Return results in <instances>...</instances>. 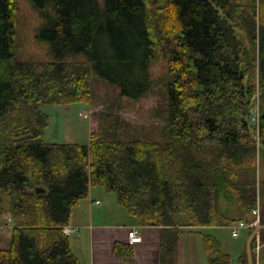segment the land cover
I'll return each mask as SVG.
<instances>
[{
    "label": "trees",
    "instance_id": "16d2710c",
    "mask_svg": "<svg viewBox=\"0 0 264 264\" xmlns=\"http://www.w3.org/2000/svg\"><path fill=\"white\" fill-rule=\"evenodd\" d=\"M30 1L32 38L18 0H0V230L11 226L0 264H82L80 229H64L96 186L139 226L163 229L160 264H178L185 229L244 222L250 236L258 205L264 224V0ZM155 84L162 102L149 117L163 126L124 121L121 99L139 102ZM103 90L88 143L47 139L45 108L96 104ZM203 239L208 264H232L217 238ZM113 252L133 264L134 245Z\"/></svg>",
    "mask_w": 264,
    "mask_h": 264
},
{
    "label": "rangeland",
    "instance_id": "374dc122",
    "mask_svg": "<svg viewBox=\"0 0 264 264\" xmlns=\"http://www.w3.org/2000/svg\"><path fill=\"white\" fill-rule=\"evenodd\" d=\"M37 19L38 16L36 11L33 10L31 1L18 0V25L24 37L27 36L26 32L28 30H31V38L34 36ZM31 46L32 51L45 57V51L42 48H38L35 43H32ZM152 70V79L154 78L158 84L159 80L166 75V65L164 63L157 64ZM157 84H155L153 94L151 93L145 96L139 102H134L126 98L121 99L120 104L123 107L119 115L124 121L129 122L132 126L144 127L149 130H153L158 126H163V123L160 122V118L151 119L149 117L150 110L153 109L158 102H162V96L160 92H158ZM106 94L107 90H103L104 99L92 105L76 104L68 107L52 106L45 108V112L51 118V125L47 130V139L53 143H88L90 135L98 129L100 114L105 111V101L108 98L107 96L105 97ZM108 94L112 100L119 97L117 92L113 90L108 92ZM259 174L260 180H263V153L260 154L259 158ZM94 188L97 190L98 188L99 190L102 189L104 193L102 194L104 206L109 211V213L104 216L102 214L100 215L102 222L121 224L130 218L125 209L118 204L117 195L115 193H109L105 188L100 186L91 187V189ZM87 202L88 201H83L79 208H76L73 213L75 212L76 214L82 215L83 211H85L87 212V219H91L92 217L87 208ZM99 203L100 202H98V204ZM74 217L75 215H73V218ZM10 227L11 226H8V229L0 230L1 249H8L10 246ZM240 233L238 238H234L231 227L185 229L179 240L178 264H208L203 235H211L217 238L222 244L224 251L230 255L232 264H239L240 257L245 253L249 231L242 229ZM75 238L76 236L74 235L72 237L73 242ZM138 238L140 237L138 236ZM74 252H77V250L75 249ZM260 255H257V264H264V251L262 255Z\"/></svg>",
    "mask_w": 264,
    "mask_h": 264
},
{
    "label": "crops",
    "instance_id": "0c3cea01",
    "mask_svg": "<svg viewBox=\"0 0 264 264\" xmlns=\"http://www.w3.org/2000/svg\"><path fill=\"white\" fill-rule=\"evenodd\" d=\"M102 194V189H91L90 197L86 200L91 219H87L85 211L82 215L73 213L75 217H72V226L78 227L80 233L75 235L74 242L72 240V248L77 250L74 253L82 264H124L129 258L114 254L116 243L134 245L135 256L131 259L133 264H160L163 229L139 226L131 218L121 224L102 222L100 215L109 213L104 206ZM135 230L139 231L140 238L133 241L131 235Z\"/></svg>",
    "mask_w": 264,
    "mask_h": 264
},
{
    "label": "built area",
    "instance_id": "2783aa9c",
    "mask_svg": "<svg viewBox=\"0 0 264 264\" xmlns=\"http://www.w3.org/2000/svg\"><path fill=\"white\" fill-rule=\"evenodd\" d=\"M253 214L255 216L254 225H256L257 227H259L261 225L260 205H258L256 207V209L253 210ZM10 222H11V220H10ZM248 227H249V225L245 224L244 222H241V223H239V224H237L235 226H232V234H233V237L237 238L239 236V234H240V231L242 229H247ZM78 230H79L78 228H70V227H66L64 229V231H65V233L67 235H70L72 233H76V232H78ZM138 236H139V231L138 230H135V231H133V233L131 235V238H132L133 241L139 240ZM256 239H257V243L255 245L254 251L259 256L260 255V252H261V248L263 246V244L261 243V240H260V234L257 235V238Z\"/></svg>",
    "mask_w": 264,
    "mask_h": 264
},
{
    "label": "water",
    "instance_id": "95a60500",
    "mask_svg": "<svg viewBox=\"0 0 264 264\" xmlns=\"http://www.w3.org/2000/svg\"><path fill=\"white\" fill-rule=\"evenodd\" d=\"M39 191V189L37 190V192ZM264 231V224H262L261 226L255 228L253 230V232L251 233V235L248 238V241L246 243V255H247V262L248 264H254V257H253V250H252V244L254 239L256 238V236L259 234V232Z\"/></svg>",
    "mask_w": 264,
    "mask_h": 264
}]
</instances>
